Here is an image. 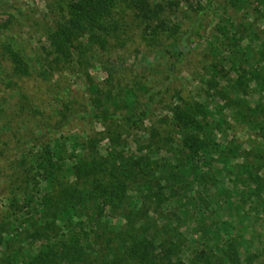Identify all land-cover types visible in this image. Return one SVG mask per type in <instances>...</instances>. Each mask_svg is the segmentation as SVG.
<instances>
[{
	"label": "rangeland",
	"instance_id": "rangeland-1",
	"mask_svg": "<svg viewBox=\"0 0 264 264\" xmlns=\"http://www.w3.org/2000/svg\"><path fill=\"white\" fill-rule=\"evenodd\" d=\"M6 3L48 21L66 12V0ZM7 11L8 31L20 38L27 52L50 66V80L42 82L33 75L16 78L14 91L2 101L11 115L7 126L0 127V264H25L28 250L39 243L37 238L21 240L25 231L43 220L34 203L37 195L61 184L87 182L68 172L73 171L71 154L76 160L94 154L96 177L103 183L108 174L117 179L116 171L109 173L107 166L119 167L125 205L122 208L115 199L118 213L102 204L100 210L89 201L87 217L82 205L71 212L74 220H89L91 229L96 222L117 229L124 212L133 223L131 235L135 231L139 239L154 237L153 253L168 254L171 262L177 257L186 264L201 251L207 264H264V0H212L202 18V38L189 43L170 72L169 44L147 45L136 37L110 53H97L96 60L78 65L56 61L42 30L0 0V20ZM113 12L123 16V4ZM144 88L151 89L156 100L139 125L75 119L52 129L40 142L36 119L20 106L37 107L49 126L60 107L55 91L78 111L89 109L97 96L105 108L138 114L144 108ZM177 106L211 133L215 152H199L191 160L185 156L181 142L190 132L174 122L172 111ZM35 141L32 152H25ZM44 148L56 163L48 186L39 178L46 166L39 159ZM137 155L142 176L136 165L131 167L130 156ZM147 177L155 186L149 190L153 195L145 191ZM143 195L152 196L143 199ZM100 196L110 201L106 191ZM144 203L151 207L149 212ZM142 240L126 243L138 251ZM106 242L103 238L100 244Z\"/></svg>",
	"mask_w": 264,
	"mask_h": 264
},
{
	"label": "trees",
	"instance_id": "trees-1",
	"mask_svg": "<svg viewBox=\"0 0 264 264\" xmlns=\"http://www.w3.org/2000/svg\"><path fill=\"white\" fill-rule=\"evenodd\" d=\"M211 2L212 0H66L65 15L48 21L33 17L21 7L1 0L3 5L7 4L29 25L42 30L44 39L54 53L56 61L75 62L78 65L82 60H96L97 53H110L117 48H122L126 41L136 37L147 45L162 42L169 44L172 50L171 60L168 63L169 72L183 58L189 43L202 38L200 32L202 18L208 12ZM122 4L123 16L115 17L113 12L115 7H120ZM9 14L10 11H7L0 20V127L7 126L10 119L11 113L4 111L2 101L14 91L16 78L33 75L42 82L47 83L50 80L47 75V69L50 66L45 62L41 63L35 53L27 52L20 38L8 31ZM217 30H220L219 26ZM52 88L55 90L54 86ZM143 93L145 94L144 108L136 114L118 113L105 108L101 106L97 96L91 99L89 109L78 111L71 107L69 100L61 98L60 92L55 91L53 97L55 96V100L58 104L60 103V107L58 106L56 111L58 117L50 126L47 125L44 116L40 117L42 114L37 107L20 106L29 116L36 119V125H38L35 128L36 138L37 142H40L52 129L56 130L75 119L92 118L102 124L121 121L137 126L156 100L151 89L144 88ZM172 118L178 126L190 132L184 135L181 142L185 156L189 160L198 158L199 152L204 154L215 152L211 133L204 131L192 113L177 106L172 111ZM198 130L204 131L201 136L197 135ZM35 145L36 141L31 143L25 152H32ZM47 153V148H44L39 156L42 162H46L43 164L46 166L43 167L39 178L48 186L52 179L50 171L56 163L46 156ZM70 156L73 171L69 169L68 172H72L78 178H84L87 182L82 186H77L75 183L61 184L55 191L45 190L35 197L34 203L42 210L43 220L36 227L25 231L21 239L30 242L36 238L39 239V243H35L28 250L25 264H185L177 257L174 258V262H171L173 257L170 258L168 254L165 256L153 253L152 239L154 237L146 239L142 236L139 239L135 231L132 236L133 223L128 220L129 216L124 212L119 215L124 222L118 224L117 229H109L98 222L91 229L89 220H74L71 212L78 210L82 205L85 211L84 218L87 217L89 201L94 202L96 208L99 206L100 210L102 205H106L108 209L119 213V202L115 203V199L121 201L122 208H125L124 184L120 180L121 176L118 178L119 167L111 163L107 169L109 173L116 171L117 179L110 178L109 174L105 183L102 179H98L96 177L97 158L94 154L79 160H76L72 154ZM24 157L22 156L21 159L23 160ZM130 158L131 167L136 165L137 169H140L137 173H141L142 176L140 156H130ZM119 171L123 173V169ZM123 174L126 176L125 173ZM145 180L147 184L149 183L145 191L152 192L153 195V191H149L151 187H155L152 185V179L147 177ZM104 191L110 198V201L103 199L106 203L100 196ZM145 198L147 197L143 195V199ZM126 200H129V197ZM143 205L147 208L146 212H149L151 207L145 203ZM137 219L141 220L139 217ZM84 224L88 228H85ZM96 229L101 231L96 232ZM103 238L108 242L102 246L100 243ZM141 239H143L141 249L137 251L129 247L131 245L128 243L135 244L136 240L139 243ZM96 249L102 252L97 254ZM201 254L200 251L192 256L186 264H207V258Z\"/></svg>",
	"mask_w": 264,
	"mask_h": 264
}]
</instances>
